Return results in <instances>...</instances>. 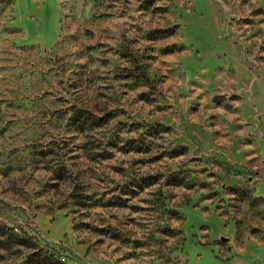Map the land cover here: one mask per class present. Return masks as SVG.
Returning <instances> with one entry per match:
<instances>
[{"label": "rangeland", "instance_id": "obj_1", "mask_svg": "<svg viewBox=\"0 0 264 264\" xmlns=\"http://www.w3.org/2000/svg\"><path fill=\"white\" fill-rule=\"evenodd\" d=\"M0 223L51 264H264V0H0Z\"/></svg>", "mask_w": 264, "mask_h": 264}, {"label": "trees", "instance_id": "obj_2", "mask_svg": "<svg viewBox=\"0 0 264 264\" xmlns=\"http://www.w3.org/2000/svg\"><path fill=\"white\" fill-rule=\"evenodd\" d=\"M163 32V36H166L167 31ZM132 64H134V69L132 70L136 69L137 72L135 76H137V78L141 80L142 84H149L151 78L148 74L147 68L141 67V65L136 63L135 61L132 62ZM22 247L34 250L33 253L29 256V264H51V256L47 254V252L43 249H39L37 247V243L31 237L26 234H21L11 227L2 225L0 223V261L6 258V252H17L21 250Z\"/></svg>", "mask_w": 264, "mask_h": 264}]
</instances>
